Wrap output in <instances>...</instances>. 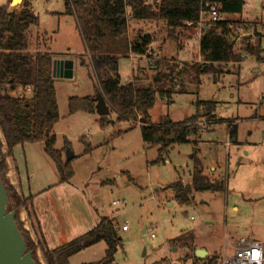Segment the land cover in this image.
I'll return each instance as SVG.
<instances>
[{
    "label": "rangeland",
    "instance_id": "rangeland-1",
    "mask_svg": "<svg viewBox=\"0 0 264 264\" xmlns=\"http://www.w3.org/2000/svg\"><path fill=\"white\" fill-rule=\"evenodd\" d=\"M8 1L0 0V7ZM245 1L247 6L241 16L228 17L239 22L243 29L234 36L235 48H240L243 42L260 45L262 61L247 57L239 64L215 65L218 67L217 77H198L193 66L202 64L201 61L184 65L169 61L160 71L166 79L165 90L170 94L158 97L150 111L151 118L160 120L169 113L176 120L189 119L196 115L198 102L214 101L222 108L215 114L228 121V125L236 122L237 139L245 143L238 146V151L232 146L230 155L221 144L211 147V152L207 151L204 163L214 157L219 164L229 165V179L226 173L223 174L219 179L223 191L196 193L194 201L198 203L184 206L174 200L171 192L163 193L162 190L178 178L191 180L195 141L172 144L157 162L160 147L146 148L140 127L124 137H114L118 131H128L130 124L124 122L115 128H102V117L97 113L69 115L70 98L97 96V81L90 57L85 53L75 19L65 13V0H32L39 25L28 31L31 51L39 49L50 53L55 61L73 63L71 78L54 77L60 113V121L54 128L55 149L64 150V161L68 150L77 157L71 163L75 173L72 184L84 192L87 205L94 206L92 210L99 211L102 218L113 219L119 226L122 242L115 255L116 264H180L191 255L196 245H204L208 253L204 259H215V263L221 261L225 252H230V241L238 242L241 238L264 241V154L257 151L253 155V150H261L264 138V0ZM21 6V2H16L8 10L18 11ZM160 23L130 20L129 41L145 31H150L156 40L160 39L166 30ZM197 33L198 27L195 37ZM149 51L161 53L157 42L152 43ZM138 59L139 66L154 61ZM119 66L122 79L133 75L130 59H120ZM144 72L141 75L143 82L139 85H152L157 73ZM20 94L21 91L13 95ZM167 101L171 102L169 106ZM105 118L115 122L116 114L110 111ZM214 119V115L199 119L195 124L202 130L192 138L200 139L211 127L209 121ZM229 134L228 129L219 127L215 132H207L203 139L225 143ZM66 141L70 144L67 150ZM86 145L95 148L93 156H81ZM44 148L43 143L24 144L15 150L14 156L23 170L27 166L35 169L37 179L44 175L48 177L51 170L53 181H57L60 176ZM246 152L250 154L247 156ZM205 173L209 172L206 170ZM114 201L125 202V205L114 207ZM233 206L239 208L237 213L232 211ZM126 224L129 231L122 232L121 227ZM106 248L102 243L82 251L72 257L69 264H96L105 258Z\"/></svg>",
    "mask_w": 264,
    "mask_h": 264
},
{
    "label": "trees",
    "instance_id": "trees-1",
    "mask_svg": "<svg viewBox=\"0 0 264 264\" xmlns=\"http://www.w3.org/2000/svg\"><path fill=\"white\" fill-rule=\"evenodd\" d=\"M12 0L0 7V178L9 198V212L16 213V224L25 239L27 250L40 264L37 246L20 220V211L25 209L31 215V198L19 195L8 179L7 158L12 157L15 147L24 144L43 143L45 153L54 163L61 183H67L74 177L72 161H64L63 151L55 149L54 128L60 121V113L53 75L54 58L48 52L36 49L31 51L28 31L39 25L32 0H24L18 11L9 12ZM49 2L50 0H43ZM220 6L225 19L209 24L203 30L200 40L202 64L193 66L198 76L217 77L215 65L239 64L247 57L262 61L260 45L244 43L235 48L234 31L239 22L228 19L241 16L246 5L245 0H211ZM66 15L72 16L82 38L85 53L90 57L97 85L95 97L68 100L69 115L77 113L96 114L97 99L104 98L110 110L117 116L116 124L139 122L142 140L146 148L160 147L159 158L174 143H189L202 128L197 126L199 119L214 115L216 103L199 102L202 112L180 123L166 120L162 125H154L150 111L158 96L170 94L164 86L166 79L159 72L150 86H141L135 78L124 83L119 73L120 55L132 53L146 56L153 43L151 36H136L129 41L128 24L134 21H162L173 30L197 28L200 20V0H65ZM128 15L131 17L128 18ZM14 96L15 92H20ZM212 121L210 120L209 123ZM194 123V124H193ZM208 123V124H209ZM215 123V122H214ZM102 128H108V118L100 119ZM133 128V127H132ZM235 126L230 135L234 136ZM125 132H117L121 136ZM65 150L70 149L68 141ZM93 149L86 145L84 155H90ZM222 180L211 181L204 176L201 163L194 157L192 182L184 185L176 181L165 190L174 194L180 205H192L194 193L221 192ZM119 229L109 218H101L97 226L85 235L53 251L42 248L47 264H69L75 255L99 243L106 245L105 258L96 264H116L115 255L121 246ZM198 259L193 251L180 264H215V259ZM93 264V263H92Z\"/></svg>",
    "mask_w": 264,
    "mask_h": 264
},
{
    "label": "crops",
    "instance_id": "crops-1",
    "mask_svg": "<svg viewBox=\"0 0 264 264\" xmlns=\"http://www.w3.org/2000/svg\"><path fill=\"white\" fill-rule=\"evenodd\" d=\"M246 6H247V3L245 7ZM232 17H235V16H232ZM160 24L161 25L163 24L164 27L166 28L165 34L163 36H160L159 37L160 39L156 40V38L152 35L150 31L144 32V35L149 34L151 36L153 42H157L158 47L161 52L160 55L155 54V57L153 59L154 61L151 62V64L149 63L146 65L144 63H141L137 70H133V75L131 77H123L124 83L132 82L136 78L137 82L141 84L143 82L141 75L145 73L144 72L145 70H147L148 72H155L158 74L161 71V68L167 65L169 61L173 63L175 62L177 64L180 63L182 65H184V63H192V62L199 63L200 61L202 63L201 55H200V41L197 40V37H195L197 28L193 29L191 28L189 24H187L186 28L177 29L176 34H174L170 38L169 33L173 29L169 28L166 22L161 21ZM119 57L120 59L129 60L130 53L126 55H120ZM157 99H156V103L158 102ZM170 103H171L170 101L169 102L167 101L166 105L169 106L168 104ZM215 103H216L215 112L217 113L222 108L217 102ZM201 112H202V109L198 107L195 114L198 115ZM214 116H215V119L211 123H209L211 127L208 128V130L204 134L201 135L200 139H197V140L194 138L190 139V140L193 139L195 141L194 142V154L191 156V159H192V162H191L192 171L190 172L191 180L187 181L186 179L178 178L176 181L179 180L184 185L191 184L192 173H193V168H194V157H196V159L201 163L204 176L208 177L212 182L221 179L222 175L225 173H226V176H228L227 167L229 165L225 167L222 165V163L219 164L218 160L214 159V157L209 158L207 163H204V161L206 162L207 151L211 152V147L218 146L221 144V146H224V148L226 149L228 153L227 155H230V150L232 146H236L237 151H238L239 150L238 146L240 147L244 145L245 143H243L242 141L240 142L237 139L238 138V130H237L238 125L235 126L236 122H234L233 125H228L227 124L228 121L224 119H219L218 115L215 113H214ZM262 116H263L262 120H264V112ZM185 119L176 120L170 117V114L167 113V115L164 116L163 119L154 120L153 118H151V121L154 125L160 126L166 120L172 123H180L184 121ZM116 120H117V116H116ZM115 122L111 121L110 126H112V128H115V126L116 127L118 126V124H116ZM128 124H130L128 131H120V132H125V133H123V135L119 137H124V135L129 133V131H132L136 129L137 127H139V126L132 125V123H128ZM234 126L236 128L234 136H231L229 134L228 139L225 143L215 142L214 139H210V140L203 139L204 138L203 136L207 132H215L219 127H223V128L228 129V132L230 133L231 128ZM116 133H114V135ZM114 137H117V136H114ZM0 138H2L1 134H0ZM141 139H142V135H141ZM142 143L145 146L143 140H142ZM249 144L253 145L254 143H249ZM261 144H262L261 145L262 148H260L261 150H258V149L253 150V155H256L258 153L257 151L262 152L264 154V138ZM20 146H24V145H20ZM18 147L19 146L14 148L12 157L7 158L6 160L7 165H8V178L10 179L11 184L16 187L17 192L19 193L20 196L24 198H31V215H28L27 211L25 209H22L19 213L20 220L22 221L25 230L29 232L33 242L37 246L36 253H37V257H38L40 264H47L42 254V251H41L42 248L47 251H53V250H56L72 242L73 240L85 235L86 233L94 229L102 217L98 215L99 211H97L96 209H95L96 212L92 210L94 206L92 207V206L87 205V202H86L87 200H86V196L84 192L80 188L75 187L72 184V180L75 177V175L69 182L61 183L60 179L57 181H53L51 177L53 176V174L51 173V170H50L48 177L44 175V176H40V179H37V171L35 169L31 170L27 166L26 170H23L22 167L18 164L17 160L15 159L14 152ZM92 149L93 151L90 155H84V151H83L81 156H85V157L93 156V154L95 153L94 151L95 148L92 147ZM249 154L250 152H246L247 156ZM76 159L77 157L75 156L74 161ZM206 170L209 173H205ZM228 179H229V176H228ZM34 180H36L35 183H33ZM162 192L167 193L168 191L163 189ZM195 194L196 193H194V195ZM174 200H175V197H174ZM194 202L198 203L196 201ZM201 204L203 205L204 202H202ZM232 211L237 213L239 211V208L236 206H233ZM94 212L97 215L96 214L94 215ZM116 226L119 229V226L117 224ZM128 231L129 229L126 232ZM230 242L231 243H228V245L230 246L229 248L231 249L230 252H232L233 245L236 242H232V241ZM258 242H261V241H258ZM100 244L102 243H99L97 245H100ZM197 250L206 251V247L204 245H196L194 252ZM230 252H225L222 256V259L224 257L231 256L233 252L232 254H229ZM219 262L220 261H217L215 262V264H219Z\"/></svg>",
    "mask_w": 264,
    "mask_h": 264
},
{
    "label": "water",
    "instance_id": "water-1",
    "mask_svg": "<svg viewBox=\"0 0 264 264\" xmlns=\"http://www.w3.org/2000/svg\"><path fill=\"white\" fill-rule=\"evenodd\" d=\"M24 0H12L10 6L14 3ZM73 63L70 61H54V77L71 78ZM110 108L104 98L97 99L96 113L100 117L110 115ZM75 156L68 150L66 152V161L74 160ZM9 198L5 187L0 178V264H37L33 259V254L28 252L25 239L23 238L17 224L16 213L8 211ZM208 253L204 250H197L195 256L198 259H204Z\"/></svg>",
    "mask_w": 264,
    "mask_h": 264
},
{
    "label": "built area",
    "instance_id": "built-area-1",
    "mask_svg": "<svg viewBox=\"0 0 264 264\" xmlns=\"http://www.w3.org/2000/svg\"><path fill=\"white\" fill-rule=\"evenodd\" d=\"M201 14L198 22L197 40H201L203 30L207 27V24H215L225 19V16L220 12V6L211 0H200ZM128 18L131 17L128 15ZM190 25V24H189ZM241 26L237 25L234 34L242 32ZM139 56L136 57L132 53L130 60L132 62L133 70L139 67ZM155 57L154 52L149 51L146 56L139 57L145 58L147 61L153 60ZM136 126H141L139 122L134 123ZM206 124V123H205ZM204 123L202 125H205ZM199 125V124H198ZM135 126V125H134ZM114 207H123L125 202L114 201L112 203ZM128 225L121 227V231L126 232ZM154 237V234L151 235ZM219 264H264V242L249 241L241 238L233 245V254L228 257H224Z\"/></svg>",
    "mask_w": 264,
    "mask_h": 264
},
{
    "label": "bare ground",
    "instance_id": "bare-ground-1",
    "mask_svg": "<svg viewBox=\"0 0 264 264\" xmlns=\"http://www.w3.org/2000/svg\"><path fill=\"white\" fill-rule=\"evenodd\" d=\"M16 1H19V0H16Z\"/></svg>",
    "mask_w": 264,
    "mask_h": 264
}]
</instances>
